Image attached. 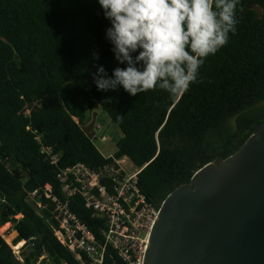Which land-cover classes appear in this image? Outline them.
<instances>
[{"label": "trees", "instance_id": "obj_1", "mask_svg": "<svg viewBox=\"0 0 264 264\" xmlns=\"http://www.w3.org/2000/svg\"><path fill=\"white\" fill-rule=\"evenodd\" d=\"M255 5L264 10V0H240L235 34L206 59L198 81L172 99L159 89L136 96L123 88L97 90V67L111 75L118 66L97 0H0V226L12 223L14 244L25 240L19 257L0 234V264H34L42 251L55 264H81L55 235L47 193L65 200L58 173L68 166L112 161L82 129L97 103L121 132L114 156L143 167L139 186L157 204L257 132L264 113L251 116L264 101V16ZM70 207L100 238L104 220L93 217L84 199L76 195ZM104 264L125 263L109 249Z\"/></svg>", "mask_w": 264, "mask_h": 264}, {"label": "water", "instance_id": "obj_2", "mask_svg": "<svg viewBox=\"0 0 264 264\" xmlns=\"http://www.w3.org/2000/svg\"><path fill=\"white\" fill-rule=\"evenodd\" d=\"M96 120L82 126L90 139ZM144 264H264V120L166 197Z\"/></svg>", "mask_w": 264, "mask_h": 264}, {"label": "clouds", "instance_id": "obj_3", "mask_svg": "<svg viewBox=\"0 0 264 264\" xmlns=\"http://www.w3.org/2000/svg\"><path fill=\"white\" fill-rule=\"evenodd\" d=\"M109 21L105 40L118 66L103 65L97 90L123 88L131 96L163 90L175 99L198 81L209 56L237 30L240 0H97ZM99 60V52H93ZM121 159V158H120Z\"/></svg>", "mask_w": 264, "mask_h": 264}, {"label": "built area", "instance_id": "obj_4", "mask_svg": "<svg viewBox=\"0 0 264 264\" xmlns=\"http://www.w3.org/2000/svg\"><path fill=\"white\" fill-rule=\"evenodd\" d=\"M94 128V137L109 139L101 123L96 122ZM41 152L47 153L53 162L59 159L50 147L42 146ZM109 157L112 161L104 167L92 168L78 162L58 173L65 200L53 192L47 193L51 199L46 204L51 208L49 221L57 238L81 264H104L109 249L125 264H144L163 202H151L141 191L139 174L143 167L134 166L135 170L128 171L122 165L123 158ZM47 189L51 190V185ZM76 195L84 199L93 217L104 220L100 238L71 210Z\"/></svg>", "mask_w": 264, "mask_h": 264}, {"label": "rangeland", "instance_id": "obj_5", "mask_svg": "<svg viewBox=\"0 0 264 264\" xmlns=\"http://www.w3.org/2000/svg\"><path fill=\"white\" fill-rule=\"evenodd\" d=\"M254 7L258 10L261 16H264V10L260 6L255 5ZM259 106L262 108L258 111L257 114L251 116L253 119L259 117L264 113V101L260 103ZM93 114L96 115L97 118L96 122H99L104 126V131H105L104 134L109 137L107 141H102L100 137H94L93 138L94 144L102 153V155H104L105 157L115 155V153L117 152V142L121 136V132L119 128L112 123L110 117L108 116V114L105 112V110L102 108L100 104L97 103L92 113L91 114L89 113L90 116H93ZM237 123H238V117L233 118V120L231 121V125L235 126L237 125ZM123 159L124 160L122 161V165L124 166V168H126V170L128 171L135 170L134 164L128 157H124ZM34 205L38 210H40L42 207L41 203L38 202L34 203ZM4 225L0 226V234L3 235L5 239L13 246L16 254L19 257H23L22 247L25 243V240L20 241L19 243L22 242V244L19 248H17L16 246L19 243L14 244V240L18 236V231L13 228L12 223H9L7 227H4ZM25 251L29 252L30 248L28 247ZM34 264H55V263L50 256H48L44 251H42L40 252V257L38 258L37 261L34 262Z\"/></svg>", "mask_w": 264, "mask_h": 264}, {"label": "bare ground", "instance_id": "obj_6", "mask_svg": "<svg viewBox=\"0 0 264 264\" xmlns=\"http://www.w3.org/2000/svg\"><path fill=\"white\" fill-rule=\"evenodd\" d=\"M21 246V245H20ZM17 247V246H16Z\"/></svg>", "mask_w": 264, "mask_h": 264}]
</instances>
